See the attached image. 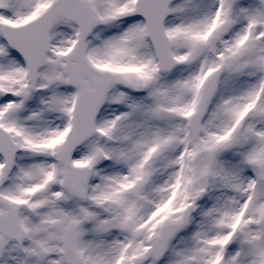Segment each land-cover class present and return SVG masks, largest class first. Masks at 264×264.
I'll return each instance as SVG.
<instances>
[{
	"label": "snow or ice",
	"instance_id": "snow-or-ice-1",
	"mask_svg": "<svg viewBox=\"0 0 264 264\" xmlns=\"http://www.w3.org/2000/svg\"><path fill=\"white\" fill-rule=\"evenodd\" d=\"M0 264H264V0H0Z\"/></svg>",
	"mask_w": 264,
	"mask_h": 264
}]
</instances>
